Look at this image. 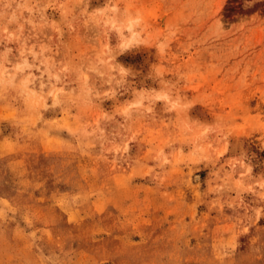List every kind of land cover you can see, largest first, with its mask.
<instances>
[{
    "label": "rangeland",
    "instance_id": "374dc122",
    "mask_svg": "<svg viewBox=\"0 0 264 264\" xmlns=\"http://www.w3.org/2000/svg\"><path fill=\"white\" fill-rule=\"evenodd\" d=\"M0 264H264V0H0Z\"/></svg>",
    "mask_w": 264,
    "mask_h": 264
}]
</instances>
